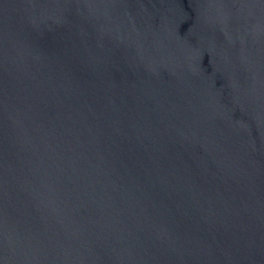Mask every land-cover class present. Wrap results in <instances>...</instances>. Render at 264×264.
<instances>
[{"label":"water","instance_id":"1","mask_svg":"<svg viewBox=\"0 0 264 264\" xmlns=\"http://www.w3.org/2000/svg\"><path fill=\"white\" fill-rule=\"evenodd\" d=\"M0 264H264V0H0Z\"/></svg>","mask_w":264,"mask_h":264}]
</instances>
